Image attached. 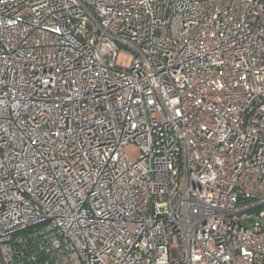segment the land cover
I'll use <instances>...</instances> for the list:
<instances>
[{"label": "built area", "instance_id": "obj_1", "mask_svg": "<svg viewBox=\"0 0 264 264\" xmlns=\"http://www.w3.org/2000/svg\"><path fill=\"white\" fill-rule=\"evenodd\" d=\"M0 264H264V0H0Z\"/></svg>", "mask_w": 264, "mask_h": 264}, {"label": "rangeland", "instance_id": "obj_2", "mask_svg": "<svg viewBox=\"0 0 264 264\" xmlns=\"http://www.w3.org/2000/svg\"><path fill=\"white\" fill-rule=\"evenodd\" d=\"M126 153L129 155L130 158L135 159L138 156V150L134 145H128L125 148Z\"/></svg>", "mask_w": 264, "mask_h": 264}]
</instances>
